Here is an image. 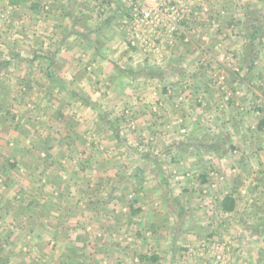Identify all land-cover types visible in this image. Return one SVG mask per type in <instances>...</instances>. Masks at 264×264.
Masks as SVG:
<instances>
[{"label": "crops", "instance_id": "0c3cea01", "mask_svg": "<svg viewBox=\"0 0 264 264\" xmlns=\"http://www.w3.org/2000/svg\"><path fill=\"white\" fill-rule=\"evenodd\" d=\"M127 3L0 0V264H264V0Z\"/></svg>", "mask_w": 264, "mask_h": 264}, {"label": "built area", "instance_id": "2783aa9c", "mask_svg": "<svg viewBox=\"0 0 264 264\" xmlns=\"http://www.w3.org/2000/svg\"><path fill=\"white\" fill-rule=\"evenodd\" d=\"M118 1H127L128 6H131L135 11V13L137 14V20L140 23L151 22L156 17L155 12L141 11L140 9H138L137 4L140 0H118ZM180 9L181 8L176 6V4L173 3L172 1H167V2L163 1L161 5H159V10L162 12V15H170V16L176 15L175 17L177 18L179 17V15L182 14V10Z\"/></svg>", "mask_w": 264, "mask_h": 264}]
</instances>
